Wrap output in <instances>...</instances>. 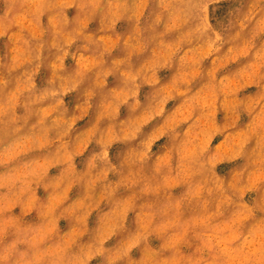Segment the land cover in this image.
<instances>
[{"label": "rangeland", "instance_id": "rangeland-1", "mask_svg": "<svg viewBox=\"0 0 264 264\" xmlns=\"http://www.w3.org/2000/svg\"><path fill=\"white\" fill-rule=\"evenodd\" d=\"M0 264H264V0H0Z\"/></svg>", "mask_w": 264, "mask_h": 264}]
</instances>
